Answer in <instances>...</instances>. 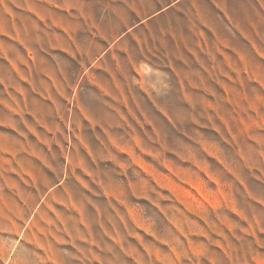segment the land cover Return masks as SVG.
<instances>
[{
  "label": "rangeland",
  "instance_id": "obj_1",
  "mask_svg": "<svg viewBox=\"0 0 264 264\" xmlns=\"http://www.w3.org/2000/svg\"><path fill=\"white\" fill-rule=\"evenodd\" d=\"M0 264H264V0H0Z\"/></svg>",
  "mask_w": 264,
  "mask_h": 264
}]
</instances>
